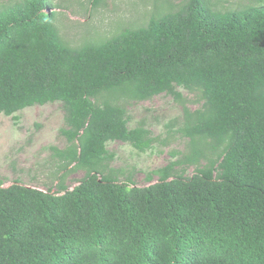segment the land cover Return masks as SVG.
<instances>
[{
	"label": "trees",
	"instance_id": "16d2710c",
	"mask_svg": "<svg viewBox=\"0 0 264 264\" xmlns=\"http://www.w3.org/2000/svg\"><path fill=\"white\" fill-rule=\"evenodd\" d=\"M54 19L49 0L0 4V114L61 102L55 153L84 174L54 191L0 182V264H264V4L184 0L78 46ZM162 93L183 105L185 149L138 185L107 143L150 149L123 102Z\"/></svg>",
	"mask_w": 264,
	"mask_h": 264
},
{
	"label": "rangeland",
	"instance_id": "374dc122",
	"mask_svg": "<svg viewBox=\"0 0 264 264\" xmlns=\"http://www.w3.org/2000/svg\"><path fill=\"white\" fill-rule=\"evenodd\" d=\"M11 0H0V4ZM184 0H104L94 5L92 0H49L55 12L54 24L61 38L71 46L100 41L126 27L145 24L153 14L176 8ZM215 9H234L245 5L264 4V0H209ZM190 109L199 107L202 100L197 92L176 88ZM130 127L144 124L155 140L152 147L138 151L130 144L113 141L107 149L114 154L109 167L132 174L138 185L146 183L147 172L162 166L172 154L185 149L186 139L177 128L182 120L183 105L171 95L158 94L146 100H125ZM18 118L0 114V182L56 190L63 180L72 187L83 176L82 170L66 166L55 149L66 146L59 133L64 126L61 102L36 104L16 112ZM193 167L186 169L187 174Z\"/></svg>",
	"mask_w": 264,
	"mask_h": 264
}]
</instances>
